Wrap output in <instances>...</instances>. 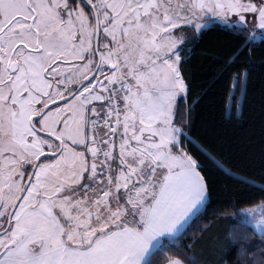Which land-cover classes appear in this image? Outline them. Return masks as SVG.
Returning a JSON list of instances; mask_svg holds the SVG:
<instances>
[{"label":"snow or ice","instance_id":"1","mask_svg":"<svg viewBox=\"0 0 264 264\" xmlns=\"http://www.w3.org/2000/svg\"><path fill=\"white\" fill-rule=\"evenodd\" d=\"M249 14L264 30V0H0V264H157L186 235L209 191L182 66Z\"/></svg>","mask_w":264,"mask_h":264},{"label":"trees","instance_id":"2","mask_svg":"<svg viewBox=\"0 0 264 264\" xmlns=\"http://www.w3.org/2000/svg\"><path fill=\"white\" fill-rule=\"evenodd\" d=\"M190 47L194 50L189 63L182 66L190 85L182 109L184 131L191 141L186 145L190 154L202 165L209 198L182 239L168 238L161 245L167 250L157 256V264L181 254L194 256L199 264H235L237 260L245 264L249 259L261 264L256 244L264 233H258L238 212L264 202V37L252 42L247 31L234 34L215 26ZM237 75L246 80V93L234 81ZM232 95L241 101L239 111ZM234 239L245 245L239 257L232 247ZM182 244L192 252L185 253Z\"/></svg>","mask_w":264,"mask_h":264},{"label":"rangeland","instance_id":"3","mask_svg":"<svg viewBox=\"0 0 264 264\" xmlns=\"http://www.w3.org/2000/svg\"><path fill=\"white\" fill-rule=\"evenodd\" d=\"M247 27L248 40L256 41L264 37V30L259 29L252 24L251 14H249V25ZM264 202H258L254 205L245 206L239 209V216L249 223L258 233H264V224L259 221L264 218Z\"/></svg>","mask_w":264,"mask_h":264},{"label":"crops","instance_id":"4","mask_svg":"<svg viewBox=\"0 0 264 264\" xmlns=\"http://www.w3.org/2000/svg\"><path fill=\"white\" fill-rule=\"evenodd\" d=\"M164 264H167V261Z\"/></svg>","mask_w":264,"mask_h":264}]
</instances>
